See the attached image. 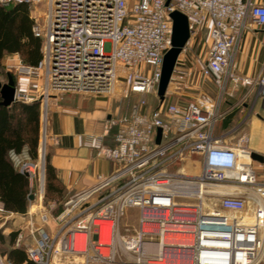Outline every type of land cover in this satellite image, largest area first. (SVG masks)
Wrapping results in <instances>:
<instances>
[{
    "label": "built area",
    "instance_id": "built-area-1",
    "mask_svg": "<svg viewBox=\"0 0 264 264\" xmlns=\"http://www.w3.org/2000/svg\"><path fill=\"white\" fill-rule=\"evenodd\" d=\"M44 1L49 8L44 24L33 18L31 26L42 39V57L30 66L18 56V69L42 80L40 102L46 106L50 92L110 94L117 87L128 102L131 95L137 99L107 120L105 131L115 128L114 145L96 152L117 169L68 195L56 215L40 212L46 227L30 223L26 235L18 230L14 246L23 244L37 264H264V180L256 175L251 151L214 135L220 104L236 87L255 88L264 99V72L252 79L233 68L248 20L264 24V5L253 0L0 3ZM173 10L187 17L186 44L207 28L202 66L175 63L169 79L175 90L178 84L195 89L202 100L165 102L167 92L163 100L157 94ZM146 95L155 98L154 105ZM16 99L34 100L17 91ZM10 157L21 172L35 176L25 149ZM1 212L7 210L0 201ZM0 264H9L1 254Z\"/></svg>",
    "mask_w": 264,
    "mask_h": 264
},
{
    "label": "crops",
    "instance_id": "crops-1",
    "mask_svg": "<svg viewBox=\"0 0 264 264\" xmlns=\"http://www.w3.org/2000/svg\"><path fill=\"white\" fill-rule=\"evenodd\" d=\"M253 1L264 5V0ZM202 33L208 46L207 28H204ZM200 52L186 46L179 53L176 64L190 69L199 68L206 59V52L204 58L198 59ZM233 68L238 75L252 79L264 72V24L258 25L252 18L248 20L247 27L238 41ZM120 89L122 88L117 87L116 91L110 94L49 95L41 137L42 150L44 156L48 154L49 162L55 170L62 188V198L92 186L97 182L99 175H109L117 169L116 162L98 157L96 152L101 146L114 145L115 128L105 131V124L110 117L123 114L128 108L129 102L122 99ZM212 90L210 93L214 96ZM39 96L41 94L35 97ZM220 112L222 115L215 125L214 135L224 137L228 143L263 155V160L254 159L253 165L257 177L264 180V99L257 96L255 88L239 85L235 88L233 96L223 99ZM27 177L31 188L32 178ZM42 198L41 193H35L34 197L32 195L27 211L23 214L7 211L24 220V233H27L26 227L30 223L38 225L39 214L36 216V208L42 206Z\"/></svg>",
    "mask_w": 264,
    "mask_h": 264
},
{
    "label": "trees",
    "instance_id": "trees-1",
    "mask_svg": "<svg viewBox=\"0 0 264 264\" xmlns=\"http://www.w3.org/2000/svg\"><path fill=\"white\" fill-rule=\"evenodd\" d=\"M32 24L33 18L27 4L0 3V66L5 55L16 52L20 54L23 64H38L42 57V39L32 34ZM39 117V100H15L7 106L0 104V201L9 212L25 213L30 202L29 195L32 194L28 177L14 165L10 152L19 154L25 149L30 159H36ZM44 168L43 202L61 199L62 188L48 154L45 156ZM16 234L17 231H11L4 235L0 229V244L8 246L3 253L11 264H37L28 258L23 244L14 246Z\"/></svg>",
    "mask_w": 264,
    "mask_h": 264
},
{
    "label": "rangeland",
    "instance_id": "rangeland-1",
    "mask_svg": "<svg viewBox=\"0 0 264 264\" xmlns=\"http://www.w3.org/2000/svg\"><path fill=\"white\" fill-rule=\"evenodd\" d=\"M48 5L47 3L41 2L32 6H29V13L32 18H34L41 26L44 24L46 20V14L48 13ZM206 39L202 31H200L195 37H191L189 44H186V46L193 49V51H201L199 58H204V54L207 51V43H205ZM184 49V48H183ZM182 49V51H183ZM18 56L19 54H10L5 55L2 59L1 66H0V82L4 83L7 80L6 74L7 72L11 73L14 81H15V87L16 91L19 95L26 94L28 97H33L34 100L40 98L35 97L41 93L40 85L42 84V80L36 75L31 73H26L25 71H20L18 69L19 63H18ZM21 58V56H20ZM151 69V67L143 66V68ZM43 72V70H42ZM121 97H122V89L119 90ZM167 95L165 96L164 101L165 102H179V103H185L189 100H192L196 94H198V91L195 89H187V88H181V90H175L171 84L167 87ZM54 93V92H50ZM56 94V93H55ZM166 94V93H165ZM146 98L149 100L150 105H154L156 100L155 98L146 95ZM123 99V98H122ZM128 107L130 104H132L136 99L137 95H131L129 98ZM47 106V105H46ZM128 109V108H127ZM47 110V107L43 105V102H40V117H39V138H38V146L41 142V137L43 136V128H44V120H45V112ZM216 134V132H215ZM45 160V156H44ZM44 160L42 159L38 147H37V157L36 159H29L34 165V171L35 176L32 178V195L34 197V194H43L45 191V179L42 178V170L44 165ZM39 164V165H38ZM258 164V163H256ZM177 165V164H176ZM176 165L174 167H176ZM43 188V190H42ZM43 199V198H42ZM65 198H61L59 200L56 199H50L49 201L43 202L42 200V206L39 208H36L37 214L40 212H46L51 215H56L60 210H58L60 207L62 208V202ZM32 202H34V199H32ZM58 210V211H57ZM57 212V213H56ZM130 213L136 212L135 209H130ZM24 220L20 217H17L15 214H10L8 212H1L0 213V229L3 234L9 233L11 231H16V229L24 230V227H22V222ZM37 224L43 227H46L44 223L40 222V220L37 221ZM9 229H11L9 231ZM17 230V231H18ZM26 235V232H25ZM8 249L7 245H1L0 244V254L5 257L6 261L11 264L7 256L3 253L4 250Z\"/></svg>",
    "mask_w": 264,
    "mask_h": 264
},
{
    "label": "water",
    "instance_id": "water-1",
    "mask_svg": "<svg viewBox=\"0 0 264 264\" xmlns=\"http://www.w3.org/2000/svg\"><path fill=\"white\" fill-rule=\"evenodd\" d=\"M169 0H166L165 5H168ZM169 17L172 21V30H171V44L170 47L166 50L163 55V60L161 64V76L157 87V94L160 100L164 99L169 79L178 58L179 53L184 48L188 38H189V28L187 17L184 13L179 10H173L169 13ZM7 80L6 82H0V96L1 101L0 104L7 106L14 102L16 99V87L15 81L11 73L7 72L6 74ZM181 84L177 85V88H182ZM41 100V98L35 99ZM160 139V129L157 130L156 142H159ZM42 142L38 146L39 153L44 160V152L42 149ZM251 157L255 160L262 161L263 155L251 151ZM26 176H30L28 172H23ZM42 178L44 179V165L42 170ZM29 198H32V195H29Z\"/></svg>",
    "mask_w": 264,
    "mask_h": 264
},
{
    "label": "bare ground",
    "instance_id": "bare-ground-1",
    "mask_svg": "<svg viewBox=\"0 0 264 264\" xmlns=\"http://www.w3.org/2000/svg\"><path fill=\"white\" fill-rule=\"evenodd\" d=\"M179 90H181V88H178ZM194 97H196L197 99H199V100H202L203 99V97L202 96H199V95H195ZM42 142V141H41ZM42 150V149H41ZM43 151V150H42ZM39 165V164H38ZM33 168V167H32ZM56 264H57V262H56Z\"/></svg>",
    "mask_w": 264,
    "mask_h": 264
}]
</instances>
